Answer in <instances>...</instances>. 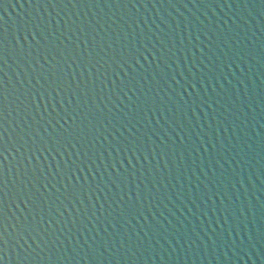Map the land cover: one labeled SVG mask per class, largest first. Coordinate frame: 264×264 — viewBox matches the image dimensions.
<instances>
[{
  "label": "water",
  "instance_id": "95a60500",
  "mask_svg": "<svg viewBox=\"0 0 264 264\" xmlns=\"http://www.w3.org/2000/svg\"><path fill=\"white\" fill-rule=\"evenodd\" d=\"M0 264H264L220 0H0Z\"/></svg>",
  "mask_w": 264,
  "mask_h": 264
}]
</instances>
